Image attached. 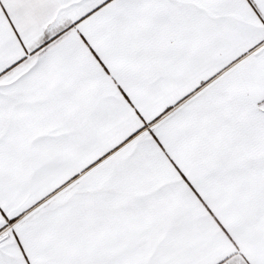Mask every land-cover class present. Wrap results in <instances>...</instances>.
Listing matches in <instances>:
<instances>
[{
    "label": "crops",
    "instance_id": "crops-1",
    "mask_svg": "<svg viewBox=\"0 0 264 264\" xmlns=\"http://www.w3.org/2000/svg\"><path fill=\"white\" fill-rule=\"evenodd\" d=\"M0 264H264V0H0Z\"/></svg>",
    "mask_w": 264,
    "mask_h": 264
}]
</instances>
